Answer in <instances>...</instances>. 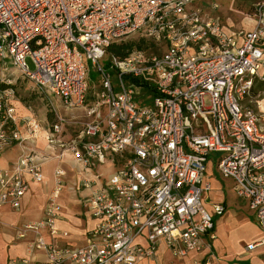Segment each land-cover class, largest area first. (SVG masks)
<instances>
[{
  "label": "built area",
  "instance_id": "obj_1",
  "mask_svg": "<svg viewBox=\"0 0 264 264\" xmlns=\"http://www.w3.org/2000/svg\"><path fill=\"white\" fill-rule=\"evenodd\" d=\"M136 32L162 49L134 47L123 58L108 52ZM88 60L99 73L90 103ZM12 66L63 108L86 111L75 137L62 138L59 115L44 127L18 113L8 88ZM263 74L264 0L251 28H226L194 0H0V151L21 148L0 166V208H19L28 176L42 181L28 145L43 130L47 144L67 148L85 169L96 155L118 159L103 185L81 180L95 223L79 246H58L42 234L67 235L56 227L64 177L56 166L42 216L16 229L20 238L32 234L25 254L9 264H34L37 251L45 264H137L152 258L160 242L174 256L203 250L212 256L213 216L224 206L212 203L210 212L204 205L210 159L263 233L246 250L263 244L264 96L254 107L243 104Z\"/></svg>",
  "mask_w": 264,
  "mask_h": 264
},
{
  "label": "crops",
  "instance_id": "obj_2",
  "mask_svg": "<svg viewBox=\"0 0 264 264\" xmlns=\"http://www.w3.org/2000/svg\"><path fill=\"white\" fill-rule=\"evenodd\" d=\"M209 10L213 8L210 6ZM225 27L231 28L227 25ZM15 103L18 113L27 112L19 101L15 100ZM43 126L46 127L47 124ZM44 131L28 145L41 163L42 181L35 182L28 176V188L21 198L19 208L14 209L8 205L0 208V264H9L12 257L25 254L26 242L32 238V234L20 238L16 234V229L24 222L42 216L52 190L53 171L56 166L64 171L63 184L56 196L60 204L56 227L59 231H66L67 235L51 236L46 231L42 234L47 241L58 246L66 244L79 246L84 243L86 232L95 223L86 205L89 189L81 186V180L93 177L96 186H101L118 164V159L112 155H96L92 158L94 165L85 169L67 148L47 144ZM63 131L62 127V138L69 140L71 137L66 136ZM20 149L15 145L0 151V166H9ZM111 161H115L116 164L112 165ZM105 163L113 167L112 171L105 173L102 170ZM206 179L210 189L205 194V207L211 212L212 203H221L224 206L222 214L213 216L212 256H209L208 250L187 251L183 255L174 256L165 243L160 242L152 258H139L137 264H264V243L256 245L251 250L245 248L248 243L259 240L263 233L247 202L236 195L233 181L223 178L218 173L212 159L207 162ZM33 260L34 264H45V257L41 251L36 252Z\"/></svg>",
  "mask_w": 264,
  "mask_h": 264
},
{
  "label": "rangeland",
  "instance_id": "obj_3",
  "mask_svg": "<svg viewBox=\"0 0 264 264\" xmlns=\"http://www.w3.org/2000/svg\"><path fill=\"white\" fill-rule=\"evenodd\" d=\"M198 6L210 9V6L215 3L217 8L210 10L215 14L219 20L231 28H251L254 24L255 11L258 4L263 0H194ZM141 37V34L136 32L128 37L124 41H137ZM146 38V37H143ZM149 42V50L159 52L162 49L161 45L154 44L149 38H146ZM120 43V42H118ZM134 48V47H133ZM132 48V49H133ZM147 48V49H148ZM26 62L30 70L34 69V65L29 58H26ZM85 65L88 69V85L87 91V103H90V99L97 89H99V73L94 69L91 61H85ZM7 76L10 78L11 83L8 88L12 90L14 94V100L19 101L27 110L28 113L36 117L42 125L50 123L54 120L56 115L63 118L64 134L68 137H75L82 124L89 119L84 109H65L60 104L59 100L53 96H50L40 90L33 82L22 76L21 72L15 67H10ZM5 87V85H4ZM146 92H141V100L146 99ZM264 94L259 92L251 94L250 96H244L243 104L249 107H254V100L263 97ZM218 156L219 153H216ZM116 158V155L113 156ZM112 165H115V161H111ZM118 165V164H117ZM102 170L106 172L112 171L113 167L105 163Z\"/></svg>",
  "mask_w": 264,
  "mask_h": 264
},
{
  "label": "trees",
  "instance_id": "obj_4",
  "mask_svg": "<svg viewBox=\"0 0 264 264\" xmlns=\"http://www.w3.org/2000/svg\"><path fill=\"white\" fill-rule=\"evenodd\" d=\"M146 40V38L140 37L137 39V41L132 40L120 43H112L108 46L107 50L108 52L123 58L133 47L147 49L150 45ZM259 92L264 94V74L263 76H256L253 79L252 86L250 87L246 96H250L251 94H256Z\"/></svg>",
  "mask_w": 264,
  "mask_h": 264
},
{
  "label": "bare ground",
  "instance_id": "obj_5",
  "mask_svg": "<svg viewBox=\"0 0 264 264\" xmlns=\"http://www.w3.org/2000/svg\"><path fill=\"white\" fill-rule=\"evenodd\" d=\"M45 132V131H44ZM45 137V136H44ZM45 139V138H44ZM43 141V140H42Z\"/></svg>",
  "mask_w": 264,
  "mask_h": 264
}]
</instances>
